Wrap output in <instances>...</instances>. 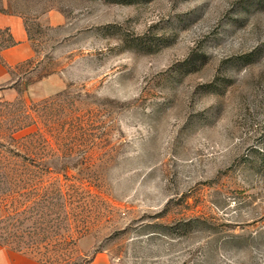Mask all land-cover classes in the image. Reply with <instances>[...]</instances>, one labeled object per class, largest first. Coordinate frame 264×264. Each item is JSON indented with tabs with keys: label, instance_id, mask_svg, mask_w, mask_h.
I'll return each instance as SVG.
<instances>
[{
	"label": "rangeland",
	"instance_id": "rangeland-1",
	"mask_svg": "<svg viewBox=\"0 0 264 264\" xmlns=\"http://www.w3.org/2000/svg\"><path fill=\"white\" fill-rule=\"evenodd\" d=\"M0 8L33 47L0 86L1 244L43 264H264V0Z\"/></svg>",
	"mask_w": 264,
	"mask_h": 264
},
{
	"label": "crops",
	"instance_id": "crops-1",
	"mask_svg": "<svg viewBox=\"0 0 264 264\" xmlns=\"http://www.w3.org/2000/svg\"><path fill=\"white\" fill-rule=\"evenodd\" d=\"M0 30H7L14 45L0 53V86L11 79L10 71L33 57V47L20 16L0 12ZM0 264H43L35 256L0 243ZM89 264H111L107 255L97 254Z\"/></svg>",
	"mask_w": 264,
	"mask_h": 264
},
{
	"label": "trees",
	"instance_id": "trees-1",
	"mask_svg": "<svg viewBox=\"0 0 264 264\" xmlns=\"http://www.w3.org/2000/svg\"><path fill=\"white\" fill-rule=\"evenodd\" d=\"M109 3H113V4H132V3H136L138 1L141 0H105ZM0 12L5 13V10L0 8ZM0 33H5L7 36V39L5 40V43L3 45H0V53L6 49H8L9 47L14 45V41L10 35V33L7 30H3L2 32L0 31ZM2 34V35H3Z\"/></svg>",
	"mask_w": 264,
	"mask_h": 264
}]
</instances>
